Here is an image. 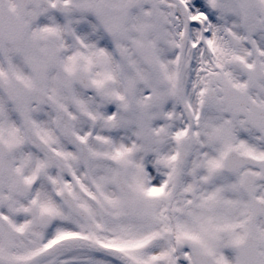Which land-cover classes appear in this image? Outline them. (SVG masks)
<instances>
[{"label":"snow or ice","instance_id":"obj_1","mask_svg":"<svg viewBox=\"0 0 264 264\" xmlns=\"http://www.w3.org/2000/svg\"><path fill=\"white\" fill-rule=\"evenodd\" d=\"M0 264H264V0H0Z\"/></svg>","mask_w":264,"mask_h":264}]
</instances>
